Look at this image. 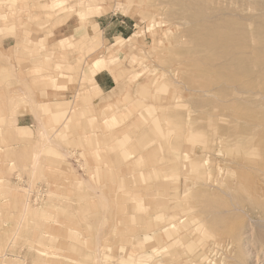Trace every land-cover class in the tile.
Returning a JSON list of instances; mask_svg holds the SVG:
<instances>
[{"label": "rangeland", "instance_id": "374dc122", "mask_svg": "<svg viewBox=\"0 0 264 264\" xmlns=\"http://www.w3.org/2000/svg\"><path fill=\"white\" fill-rule=\"evenodd\" d=\"M224 103L264 139V0H0V264H264L259 157L201 143Z\"/></svg>", "mask_w": 264, "mask_h": 264}, {"label": "bare ground", "instance_id": "6f19581e", "mask_svg": "<svg viewBox=\"0 0 264 264\" xmlns=\"http://www.w3.org/2000/svg\"><path fill=\"white\" fill-rule=\"evenodd\" d=\"M82 14V13H81ZM70 22H73L76 20V18L70 17L69 18ZM263 25V24H262ZM256 32V30H255ZM255 34V33H254ZM258 32L257 34H255V38L253 39V44L251 47H253V49H257L260 47V45L263 43V41L261 39H259L258 36ZM260 36V35H259ZM243 46V45H242ZM249 46V45H248ZM250 47V46H249ZM250 47V48H251ZM243 56V55H242ZM101 62H99L98 60H95L92 62V66L95 65V67L97 68L98 65ZM94 68V67H93ZM99 68V67H98ZM97 68V69H98ZM95 69V70H97ZM224 79V78H223ZM225 80V79H224ZM253 81V80H252ZM230 83V82H229ZM228 84V83H227ZM224 85V84H223ZM213 86V85H212ZM211 86V87H212ZM232 90V89H231ZM226 91V90H225ZM236 91V89L234 90ZM227 94V93H225ZM223 93V95H225ZM238 97V96H237ZM241 97V96H240ZM220 106V105H219ZM218 108H216L215 110V122L212 118V113L213 111L211 110V112H208V115L206 117L205 120V136H203L202 138V145L205 146L206 151L208 154H212L214 155V157L218 158V159H224V160H228L231 164L236 163L237 158H239L240 155H246L248 157H251V155L255 154L257 155L259 158L256 161H253L252 164H254L253 166V172H264V139L263 140H258L256 141L253 145H247V146H243V147H235V146H231L230 143H232L233 141V136H235V128L232 129L228 126V116H227V111H225L226 109H224V106L227 107L228 105H226L225 103L222 104V106H220ZM236 108V107H235ZM244 116V115H243ZM242 118V117H241ZM245 118V117H244ZM264 118V117H263ZM246 120V119H245ZM231 129V130H230ZM260 132V131H259ZM264 137V136H263ZM233 138V139H232ZM257 138V137H256ZM261 139V138H259ZM235 140V139H234ZM195 147V146H194ZM202 148V146L200 147ZM196 149H194L195 151ZM243 150V151H242ZM251 150V151H250ZM201 152V151H199ZM254 156V155H253ZM193 158V157H192ZM207 159V158H206ZM195 170H196V166L195 164L191 161L190 162V174L191 177L193 178L195 175ZM218 171H212V175L209 176L211 181H213V183H217L218 180V176L215 177V175H217L218 173H220V170H222V168H218ZM204 174H206V170L202 171ZM201 172V173H202ZM198 173V172H197ZM200 173V172H199ZM198 173V174H199ZM259 179V178H258ZM193 182V181H192ZM220 182H218L219 184ZM263 183L261 182H257L253 185H248V190L250 189L251 192H257L260 191L263 188ZM247 186V185H246ZM193 188V187H190ZM194 189V188H193ZM164 192V190H163ZM261 192V191H260ZM263 192V191H262ZM184 193V192H183ZM182 193V194H183ZM245 195L246 190L244 191ZM249 193V191H248ZM251 194V193H249ZM247 194V195H249ZM255 194V193H253ZM262 195H264V193H262ZM163 196V195H162ZM160 197V196H159ZM166 198V197H164ZM158 202V201H157ZM192 205V204H191ZM196 205V204H195ZM158 207V206H157ZM168 207V206H167ZM168 210V209H167ZM169 212V211H168ZM164 217V216H163ZM198 218V217H197ZM190 219V217H189ZM193 219V218H192ZM199 220V219H197ZM170 221V220H169ZM162 223V222H161ZM174 224V223H173ZM161 225V224H160ZM168 225V224H167ZM166 229V225H162V227L160 228V230L164 231ZM170 229V228H169ZM145 235V233H144ZM147 237V236H146Z\"/></svg>", "mask_w": 264, "mask_h": 264}, {"label": "crops", "instance_id": "0c3cea01", "mask_svg": "<svg viewBox=\"0 0 264 264\" xmlns=\"http://www.w3.org/2000/svg\"><path fill=\"white\" fill-rule=\"evenodd\" d=\"M110 19H112V17H110ZM114 20L118 22V24H120L118 33L121 35L123 33L122 30H126V28H128L125 23V20L123 18H120L119 20L115 18ZM97 23L99 25V29L101 28L103 32L108 30V21L102 19L99 20V22ZM110 37H115V35H112ZM94 81L102 92H107L111 90L115 85L114 78L108 70H102L100 72H97L94 75Z\"/></svg>", "mask_w": 264, "mask_h": 264}]
</instances>
